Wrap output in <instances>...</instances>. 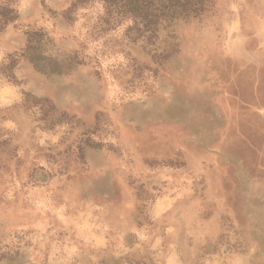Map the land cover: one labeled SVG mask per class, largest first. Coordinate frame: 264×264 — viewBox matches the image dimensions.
Instances as JSON below:
<instances>
[{
	"label": "rangeland",
	"instance_id": "obj_1",
	"mask_svg": "<svg viewBox=\"0 0 264 264\" xmlns=\"http://www.w3.org/2000/svg\"><path fill=\"white\" fill-rule=\"evenodd\" d=\"M74 2L0 0V264H264V0Z\"/></svg>",
	"mask_w": 264,
	"mask_h": 264
},
{
	"label": "trees",
	"instance_id": "obj_2",
	"mask_svg": "<svg viewBox=\"0 0 264 264\" xmlns=\"http://www.w3.org/2000/svg\"><path fill=\"white\" fill-rule=\"evenodd\" d=\"M86 0H75L82 3ZM107 11H119L142 22L149 32L162 21L199 17L209 11L212 0H102Z\"/></svg>",
	"mask_w": 264,
	"mask_h": 264
}]
</instances>
